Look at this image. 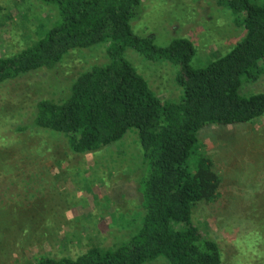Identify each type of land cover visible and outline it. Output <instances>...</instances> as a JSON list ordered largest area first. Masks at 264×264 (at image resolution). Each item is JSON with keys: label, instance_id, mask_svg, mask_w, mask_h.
Instances as JSON below:
<instances>
[{"label": "rangeland", "instance_id": "1", "mask_svg": "<svg viewBox=\"0 0 264 264\" xmlns=\"http://www.w3.org/2000/svg\"><path fill=\"white\" fill-rule=\"evenodd\" d=\"M55 18L56 10L39 0H0V55L25 48L37 38L36 28ZM132 25L159 45L190 39L195 67L225 54L243 36L214 0H143ZM105 47L71 51L53 69L0 84V115L8 119L0 128V264H34L40 255L76 257L89 242L109 247L139 226L136 190L144 168L135 132L103 151L75 155L62 135L28 129L36 102L64 97L80 72L106 61ZM125 55L160 99L179 96L173 66L143 60L132 50ZM244 91H264V75ZM198 138L196 152L210 159L220 186L214 202L195 205L193 224L218 243L222 264H264V116L206 127ZM14 162L22 169L17 176L8 171ZM147 264L169 263L159 258Z\"/></svg>", "mask_w": 264, "mask_h": 264}, {"label": "trees", "instance_id": "2", "mask_svg": "<svg viewBox=\"0 0 264 264\" xmlns=\"http://www.w3.org/2000/svg\"><path fill=\"white\" fill-rule=\"evenodd\" d=\"M39 1L53 7L56 18L36 28L37 38L25 48L0 55V84L53 69L71 51L106 45V61L80 72L64 97L36 102L28 129L62 135L75 155L103 151L133 131L144 172L136 190L139 226L128 239L109 247L89 242L76 257L40 255L34 264H147L159 258L169 264H222L218 243L192 221L195 205L214 202L220 186L210 159L196 152L198 133L264 116V91H244L264 75V3L214 0L243 36L225 54L195 67L190 39L159 45L155 37L134 31L143 0ZM127 50L173 66L179 96L160 99L127 59ZM7 125L0 115V128ZM12 165L8 171L19 175L21 167Z\"/></svg>", "mask_w": 264, "mask_h": 264}]
</instances>
